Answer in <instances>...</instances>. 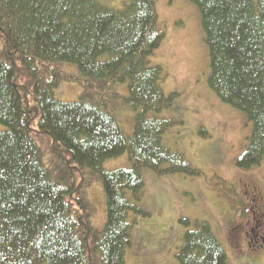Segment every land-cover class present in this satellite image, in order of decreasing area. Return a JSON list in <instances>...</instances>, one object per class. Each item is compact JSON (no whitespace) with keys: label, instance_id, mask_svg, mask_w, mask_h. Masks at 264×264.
<instances>
[{"label":"trees","instance_id":"obj_1","mask_svg":"<svg viewBox=\"0 0 264 264\" xmlns=\"http://www.w3.org/2000/svg\"><path fill=\"white\" fill-rule=\"evenodd\" d=\"M185 1L199 12L208 89L251 124L235 163L249 177L264 159V0ZM163 39L154 0L118 8L100 0H0V264H128L134 229L136 239L148 233L139 229L149 217L139 206L142 171L202 176L183 151L162 143L177 125L157 116L174 97L164 94L166 75L155 53ZM63 64L76 66L77 76ZM62 81L84 94L60 101ZM118 84L126 85V96L115 91ZM117 104L134 114L131 136L115 117ZM34 133L53 144V162L44 161ZM124 154L128 169H104ZM89 175L104 198L98 229L84 188L89 180L76 187L77 176ZM253 185L241 180L247 203L243 192ZM179 223L186 226L179 264H227L215 225L217 235L207 220ZM236 231L245 248L246 231ZM247 254L244 264L251 262Z\"/></svg>","mask_w":264,"mask_h":264},{"label":"rangeland","instance_id":"obj_2","mask_svg":"<svg viewBox=\"0 0 264 264\" xmlns=\"http://www.w3.org/2000/svg\"><path fill=\"white\" fill-rule=\"evenodd\" d=\"M100 1L107 6L118 8L128 0ZM154 1L159 27L165 32L163 42L158 52L156 51L157 63L163 67L166 75L164 94L174 96L171 105L157 116L177 123L163 136L162 143L183 151L191 164L202 172V176L157 178L148 170L142 171L144 185L139 206L149 217L140 224L139 229L140 232L146 230L148 233H142L136 239V228L134 229L132 249L128 254L127 263L178 264L175 254L180 250V242L186 228L179 221L186 219L207 220L213 227L215 225L223 243L219 241L227 252V264L246 263L243 258L233 257L235 251L231 250L232 240L235 242L237 239L234 236L237 230L235 221L242 223L246 232L255 236V233L251 232L253 213L246 211L240 221L237 217L239 212L246 210L240 203L241 180L249 178L264 195V159L248 172L249 177L235 165L247 145L251 124L244 114L221 104L207 87L208 51L204 44L198 9L185 0ZM61 67L66 71L68 69L70 75L76 74L72 77L78 74L74 65L63 64ZM115 89L122 97L127 95L126 85L118 84ZM55 93L60 101L70 102L83 95L84 90L78 84L62 81ZM114 111L125 134L131 136L133 112L119 104ZM33 124L36 125V120ZM200 130H203L205 136L200 134ZM36 134L34 133L35 139L45 151L44 161L53 162V144L49 139ZM103 167L108 171L128 169L127 156L124 154L109 160ZM92 180L94 179L90 175L86 179L77 176L76 187L82 184L85 186L88 182L84 188L89 191L93 205H96L91 221L95 229H98L105 220V204L103 205L104 198L99 185ZM228 189L232 190V193L227 192ZM235 190L239 193L236 194ZM181 229L184 230L182 233ZM260 231L263 234L264 228L260 227ZM162 237L164 245L160 248L158 242ZM237 241L239 243L238 239ZM254 251L264 253V248ZM249 256V264H264V254Z\"/></svg>","mask_w":264,"mask_h":264},{"label":"flooded vegetation","instance_id":"obj_3","mask_svg":"<svg viewBox=\"0 0 264 264\" xmlns=\"http://www.w3.org/2000/svg\"><path fill=\"white\" fill-rule=\"evenodd\" d=\"M246 195L248 202H250V210L253 213L254 223L251 232H254L255 236L248 232H243V236L247 238V242L249 240L248 246L254 245L253 243L257 241L264 243V233H260V227L264 228V195L256 185H253L251 191H247Z\"/></svg>","mask_w":264,"mask_h":264},{"label":"bare ground","instance_id":"obj_4","mask_svg":"<svg viewBox=\"0 0 264 264\" xmlns=\"http://www.w3.org/2000/svg\"><path fill=\"white\" fill-rule=\"evenodd\" d=\"M233 237H234V236H233ZM232 246L237 250L238 255H239V256H243V257H241V258L245 259V255H243V253H245V252H243V251L241 250V248H240V246H239V243H238L237 239H236L235 242H234V240H232Z\"/></svg>","mask_w":264,"mask_h":264}]
</instances>
